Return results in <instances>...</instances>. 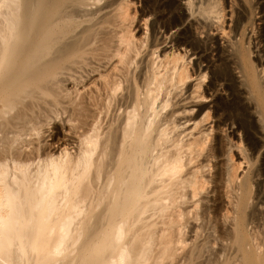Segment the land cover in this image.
Wrapping results in <instances>:
<instances>
[{
  "label": "bare ground",
  "instance_id": "6f19581e",
  "mask_svg": "<svg viewBox=\"0 0 264 264\" xmlns=\"http://www.w3.org/2000/svg\"><path fill=\"white\" fill-rule=\"evenodd\" d=\"M132 2L0 0V264H264V0Z\"/></svg>",
  "mask_w": 264,
  "mask_h": 264
},
{
  "label": "rangeland",
  "instance_id": "374dc122",
  "mask_svg": "<svg viewBox=\"0 0 264 264\" xmlns=\"http://www.w3.org/2000/svg\"><path fill=\"white\" fill-rule=\"evenodd\" d=\"M133 2L132 3H135V5L133 6V4L130 6V9L128 10L129 12V14L130 15H133V11L136 13V15H137V18L139 17V13H141L140 11L142 10V4L139 2V0H132ZM179 1V3L180 4H184V0H178ZM163 2V1H162ZM228 5V2H227V4H226V6ZM258 12V11H257ZM226 13H227V16H226V18H225V21H226V23H225V27H227L230 23H229V8L228 7H226ZM187 15H188V11H186V25L188 24V23H190V22H193V21H191V18L188 16L187 17ZM261 17V15L259 14V15H257L256 16V18H255V21H256V26H261V21H258L259 20V18ZM140 18V17H139ZM138 18V19H139ZM138 19L136 20V22L138 21ZM141 19V18H140ZM190 21V22H189ZM194 23V22H193ZM143 25V23H142V21H139V23H138V30L137 31H135V35L136 36H141V32L143 33V27H141ZM191 26V25H190ZM194 27H189V30L191 31V33H192V35L198 40V41H203V39L205 38L204 36H206L207 34H205V32H203L202 34H200V33H197L196 31H194V29L193 28H195L196 26H195V24L193 25ZM141 29V30H140ZM140 32V33H139ZM200 32V31H199ZM216 35V36H215ZM214 36V37H213ZM211 35V37H212V40L213 41H215V39H216V41L215 42H213L212 41V43H214L213 44V48L215 49V47L214 46H216V48H217V46H218V49L221 51L222 50V48L224 47V46H226V43H224V41L223 40H221L220 38L221 37H219V35H217L216 33H214V35ZM218 36V37H217ZM219 39V40H218ZM209 46H210V44H209ZM211 46H210V48H211ZM223 46V47H222ZM169 47V46H168ZM220 47V48H219ZM206 55L208 56L207 57V61L202 65V67H204L205 66V64H209L210 66L212 65V66H216L218 63H217V59H218V57L215 55V52H213V53H211L210 52V50L208 51V53H206ZM191 58V66H193V63H195L196 61H197V57L196 56H192V57H190ZM209 59V60H208ZM215 60V61H214ZM235 72H233L232 73V76L234 75V79H236V74H234ZM236 76V77H235ZM209 77V76H208ZM207 77V79H206V81H205V84L207 83V81L209 80V78ZM193 80H191L189 83L190 84H194V82H192ZM236 82H237V85H238V81H237V79H236ZM72 86H69V88H71ZM82 86H79V88H81ZM219 95V96H218ZM227 92H225V91H223V89L220 87H218V94H217V97L219 98V99H223V100H228V97H227ZM186 97V95L184 96V98ZM177 100H179L178 98L176 99V101ZM186 103V102H185ZM185 103H180V105H179V107L180 106H182V105H184ZM178 108V107H177ZM219 114V113H218ZM250 114H251V116H252V118L253 119H256V116L255 115H252L253 113H252V111L250 112ZM255 118H254V117ZM63 118H65L64 116L62 117V120H65V119H63ZM61 119L59 118V119H57V120H55V121H53V122H51L52 124H50V125H48V127L46 126V127H43V129H42V132L41 133H43V134H41V139L42 140H44L45 139V143L43 142V144L42 145H44V144H46V145H49V144H51L52 142H54V141H52V139L53 138H55V139H59V143H56L57 145H54V146H52L51 148H53L54 150L56 149H58V146H60V147H63V142L64 143H66V144H68L69 145V143L71 142H73L72 140H73V136H72V134L70 133L69 134V132L70 131H68V126H69V124H67V123H65V125H64V123H63V121L61 120ZM60 122V123H59ZM186 127H188V126H185V128ZM226 129H228L227 130V134H231V132L233 131V130H235V127L232 129V127H231V125H230V123L228 122V126L226 127ZM44 130V131H43ZM67 132V133H66ZM50 134H53L54 136H52V137H50ZM47 135H49V137L47 136ZM57 136V137H56ZM59 136V137H58ZM61 136V137H60ZM69 136H72V140H71V138L69 139ZM238 136H240L241 137V139L243 140L242 141V144H241V146L242 147H246V143H245V141H244V139H243V134L242 133H240V134H238V132H236V134L234 135V136H232V138H233V141L234 142H237L238 141V139H239V137ZM47 137V138H46ZM253 137H254V139L255 140H257L258 142H261V139L259 140V137L258 136H256V135H254L253 134ZM64 138V139H63ZM62 139V140H61ZM68 139V140H67ZM42 140H41V143H42ZM50 140H51V142H50ZM62 142H61V141ZM65 140V141H64ZM70 141V142H67V141ZM49 143V144H48ZM70 143V145H69V148H72V147H74L75 145L74 144H71ZM61 144V145H60ZM45 145V147H47ZM74 145V146H73ZM54 147H57V148H54ZM239 153H240V151L236 148V147H233L232 148V156H233V160H234V164L236 165V173H237V175H240V176H242V174L247 170V165H244V163H243V165L241 166V168L239 169V168H237V166H238V163H242V161H241V157L239 156ZM264 154V147H262L261 148V150H260V152H259V154L257 155L259 158H258V162H259V159L262 157V155ZM257 162V164L255 165V167L256 166H258V163ZM262 179L263 178H261L260 179V181L262 182ZM253 191H254V189H253Z\"/></svg>",
  "mask_w": 264,
  "mask_h": 264
}]
</instances>
